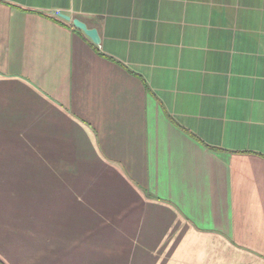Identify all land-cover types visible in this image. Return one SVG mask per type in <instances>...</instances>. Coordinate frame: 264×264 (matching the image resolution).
<instances>
[{
    "label": "crops",
    "instance_id": "0c3cea01",
    "mask_svg": "<svg viewBox=\"0 0 264 264\" xmlns=\"http://www.w3.org/2000/svg\"><path fill=\"white\" fill-rule=\"evenodd\" d=\"M0 260L264 264V0H0Z\"/></svg>",
    "mask_w": 264,
    "mask_h": 264
},
{
    "label": "water",
    "instance_id": "95a60500",
    "mask_svg": "<svg viewBox=\"0 0 264 264\" xmlns=\"http://www.w3.org/2000/svg\"><path fill=\"white\" fill-rule=\"evenodd\" d=\"M60 17L63 18L66 21H70L71 18L69 16H66L64 14H60ZM73 25L74 27L82 30L86 36H88L96 45L100 44V36L96 29H90L87 27V25L82 22L79 19H73Z\"/></svg>",
    "mask_w": 264,
    "mask_h": 264
},
{
    "label": "trees",
    "instance_id": "16d2710c",
    "mask_svg": "<svg viewBox=\"0 0 264 264\" xmlns=\"http://www.w3.org/2000/svg\"><path fill=\"white\" fill-rule=\"evenodd\" d=\"M0 264H4V263L0 260Z\"/></svg>",
    "mask_w": 264,
    "mask_h": 264
}]
</instances>
